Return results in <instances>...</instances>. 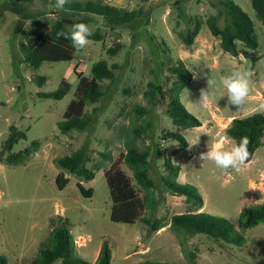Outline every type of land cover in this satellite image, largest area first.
<instances>
[{"label": "rangeland", "instance_id": "obj_1", "mask_svg": "<svg viewBox=\"0 0 264 264\" xmlns=\"http://www.w3.org/2000/svg\"><path fill=\"white\" fill-rule=\"evenodd\" d=\"M102 1L123 11L138 12V17L129 24H111L99 16H82L91 33L98 32L102 39L90 41L72 62L44 63L34 70L24 62L22 32L35 34L37 24L55 18L56 8L51 0H0V151L12 126L28 136L12 153L23 151L34 140L41 142V148L27 164L0 165V255L9 264H32L51 231L62 226L70 230L75 240L74 255L89 264L96 263L106 241L112 251L111 264H186L170 226L148 235L147 227L140 221L135 224L111 221L113 202L105 176L111 162L97 170L92 181L66 174L70 180L68 186L61 191L56 185L60 170L53 160L70 155L82 145L89 150V168L102 163V153L108 150L117 159L120 129L142 123L136 113L138 107L150 110L145 118L151 128L144 143L152 147L151 175L160 199L159 218L170 222L173 216L185 214L192 207L186 197L165 188V158L181 166L178 182L202 197V211L228 220L236 230L243 209L264 204V139L253 160L240 173L233 172L231 179L213 162L198 159L207 147L225 138L228 139L225 148L236 144L226 136L232 117L244 119L264 113L259 107L264 101L257 99L259 92L264 94V26L251 0L233 1L253 21L259 46L250 49L239 42L238 57L223 52L207 25L203 26L195 47H186L179 38L180 32L190 28L182 11L203 20L217 15L223 28L222 0ZM116 44H122L123 48L116 57H111L107 50ZM179 59L193 73V81L182 92L181 102L201 121L202 127L180 130L166 113L169 90L175 82L168 70ZM100 61H107L110 66L117 64L119 68L105 96L87 106V112L94 116L92 126L84 132L61 133L58 124L75 98L78 77L90 76L93 65ZM239 66L252 72V91L244 106L230 104L227 90L222 86L210 91L212 102L206 109L193 104L199 102L201 89L209 90V78L220 85L221 77ZM38 77L46 78L45 84L41 85ZM63 81L73 86L64 99L42 97L57 91ZM152 83L156 90L150 103L146 93ZM166 132L179 133L188 146L172 139L164 140ZM122 169L132 176L125 165ZM78 183L93 191L92 198L81 194ZM189 246L196 251L201 264H264V223L250 229L241 246L202 235L193 237Z\"/></svg>", "mask_w": 264, "mask_h": 264}, {"label": "trees", "instance_id": "obj_2", "mask_svg": "<svg viewBox=\"0 0 264 264\" xmlns=\"http://www.w3.org/2000/svg\"><path fill=\"white\" fill-rule=\"evenodd\" d=\"M7 2L23 1L33 2L34 0H6ZM56 0H51L55 7ZM252 7L257 18L264 26V0H251ZM220 15L225 16V26L219 25V16L211 15L206 20L198 16L191 17L185 11L181 15L187 20L190 28L179 33L183 44L191 48L196 43L204 25H207L212 35L220 40V47L224 53L233 57L240 55L238 43L245 47L257 49L258 38L255 33V25L251 18L233 0H222L220 2ZM56 8V7H55ZM57 14L53 20L45 24H37L35 34L22 32L24 42L21 43L24 62L34 70H39L44 63L72 62L77 51L68 39L57 36L58 32H70L74 23L86 21L84 15H95L102 17L108 23L129 24L138 17V12L123 11L115 6L106 4L102 0H70L65 5V10L56 8ZM102 37L92 33L89 40L99 41ZM122 44H116L107 50L111 57H116L122 50ZM119 66H110L107 61H100L93 65L90 76H79L76 87L75 98L69 104L63 121L58 126L61 133L69 134L74 131L84 132L94 122L93 113L87 112L88 104L99 102L106 94V90L116 79V70ZM169 73L175 78L172 88L169 90L170 102L167 106V115L173 124L180 130H187L202 127L200 120L191 115L181 102L182 92L191 85L193 73L187 68L184 61L179 59L176 65L170 66ZM37 81L43 85L46 78L38 77ZM109 82L110 84H105ZM73 86L63 81L59 89L53 93L43 94V98L62 100L69 94ZM156 86L150 84V91L146 96L150 98L155 94ZM138 117L142 120L139 125L122 128L118 132L120 146L119 156L113 159L111 151L102 153V163L88 167L90 162L89 150L86 145L70 155L55 158L54 165L60 170L56 179L59 190H64L70 180L66 174L75 176L81 181H92L96 177V171L103 169L106 163L111 162V167L105 171L106 180L110 189L113 202L111 210V221L114 223L135 224L140 221L147 227L148 235L158 233L170 226L171 231L177 237L181 246L186 264H201L196 251L189 246V241L197 236H207L216 241H223L230 245L241 246L244 235L261 223H264V204L245 208L240 214L239 230L226 219L211 216L202 211L203 199L195 194L190 188L181 185L178 178L181 173V166L174 164L170 158H165V169L167 175L163 177L166 189L178 196L186 197L188 204L192 205L191 210L185 214L175 215L167 222L158 217L160 199L157 197V185L151 175L152 147L144 143L151 123L146 121L150 110L144 107L136 108ZM226 136L239 143L241 137L247 136L250 140L249 151L251 162L256 151L263 146L264 139V113L254 114L244 119H233L226 129ZM26 132L20 131L17 127L10 128L8 139L0 151V165L19 166L27 164L41 148V142L34 140L30 146L12 153L14 147L21 141L27 140ZM164 140L172 139L179 141L182 145L188 146L186 140L178 133L166 132ZM110 144V142H108ZM248 162V163H249ZM125 165L132 173L129 176L123 169ZM77 187L85 198H92L93 191L86 190L82 184ZM76 244L65 227L54 228L45 245L38 252L32 264H89L74 255ZM112 251L109 243L102 244L100 253L95 264H111ZM0 264H9L5 256L0 255ZM140 264H166L143 262Z\"/></svg>", "mask_w": 264, "mask_h": 264}, {"label": "clouds", "instance_id": "obj_3", "mask_svg": "<svg viewBox=\"0 0 264 264\" xmlns=\"http://www.w3.org/2000/svg\"><path fill=\"white\" fill-rule=\"evenodd\" d=\"M68 3L70 0H56L55 7L59 10H65V5ZM91 34L87 24L77 22L71 26L70 32L61 31L57 33V36L70 40L72 47L79 51L90 44L89 36ZM251 77L252 72L250 70L244 66H239L229 75L222 76L220 85L215 79L209 78L207 80L209 90L201 89L199 102L193 104L206 109L212 102L210 91L215 87L222 86L227 90L226 96L229 103L241 108L245 105L252 91ZM259 107L260 110H264V103H261ZM225 143H228L227 138L214 144L211 148L207 147V151L201 152L198 159L203 162H213L217 168L223 170L228 179H231L233 172L240 173L243 166L249 162L251 155L249 151L250 140L247 136L241 137L238 144H232L229 148L224 147Z\"/></svg>", "mask_w": 264, "mask_h": 264}, {"label": "crops", "instance_id": "obj_4", "mask_svg": "<svg viewBox=\"0 0 264 264\" xmlns=\"http://www.w3.org/2000/svg\"><path fill=\"white\" fill-rule=\"evenodd\" d=\"M197 38H198V37H197ZM214 39H217V38H214ZM217 41H218V43H220V40H219V39H217ZM197 42H198V39H196V43H195V44H197ZM195 44H194V46H192V47H195ZM193 49H194V48H193ZM258 94H259V95L257 96V99H258V98H259L260 100L263 99V101H264V94H262V93H260V92H259ZM233 119H234V117L231 118V121H232ZM34 157H35V155H34ZM34 157H33V158H34ZM33 158H32V159H33ZM32 159H31V160H32ZM100 250H101V249H100ZM98 253H100V252H98Z\"/></svg>", "mask_w": 264, "mask_h": 264}, {"label": "built area", "instance_id": "obj_5", "mask_svg": "<svg viewBox=\"0 0 264 264\" xmlns=\"http://www.w3.org/2000/svg\"><path fill=\"white\" fill-rule=\"evenodd\" d=\"M81 239V238H80Z\"/></svg>", "mask_w": 264, "mask_h": 264}]
</instances>
